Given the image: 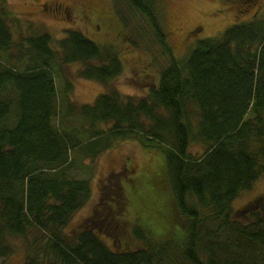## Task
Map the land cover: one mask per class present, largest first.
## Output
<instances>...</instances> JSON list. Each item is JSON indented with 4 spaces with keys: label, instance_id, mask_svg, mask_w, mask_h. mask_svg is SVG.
<instances>
[{
    "label": "trees",
    "instance_id": "1",
    "mask_svg": "<svg viewBox=\"0 0 264 264\" xmlns=\"http://www.w3.org/2000/svg\"><path fill=\"white\" fill-rule=\"evenodd\" d=\"M4 1L0 260L13 256L22 240L25 264H264L263 206L255 200L244 209L247 224L233 210L241 193L264 176V15L199 41L179 60L158 0H117L119 15L125 4L165 64L156 58L159 79L145 97L113 90L78 106L62 67L80 64L81 78L109 84L125 71L120 52L75 29L60 40L45 32L17 41L19 20L9 24ZM236 3L247 7L257 0ZM132 17L123 18L131 36ZM57 79L65 82L61 90ZM121 142L165 155L184 226L171 230L161 221L160 229L169 224L161 237L138 224L137 248L116 251L91 228L97 219L75 235L66 230L93 194L91 179L74 172ZM194 144L204 153L193 154Z\"/></svg>",
    "mask_w": 264,
    "mask_h": 264
},
{
    "label": "rangeland",
    "instance_id": "2",
    "mask_svg": "<svg viewBox=\"0 0 264 264\" xmlns=\"http://www.w3.org/2000/svg\"><path fill=\"white\" fill-rule=\"evenodd\" d=\"M158 1L160 9L164 11L163 23L169 34V42L179 60H183L199 41L221 37L232 25L250 21L259 14L264 15V0H257L255 5L247 7L238 5L237 0ZM82 2H86L85 14L82 13L83 8H80ZM116 2L117 0H5L1 5L10 14L9 24L14 27L11 19L19 20V28L15 34L17 41L34 33L45 32L55 40H60L68 31L75 29L95 43L113 46L120 52L125 71L109 84L81 78L80 64L62 67L65 79L73 82L72 96L75 105L83 106L93 104L99 95L113 90L135 99L145 97L148 88L158 82L161 70L158 63L161 61L165 64L159 59V49L153 45L142 27H139L128 7L121 4V17ZM125 16L134 19V23L130 25L134 30L133 36L123 25ZM196 28L200 31L198 37L189 36ZM56 82L61 90L65 82L59 79ZM204 151L200 144L192 147L193 154L201 155ZM87 164L86 168L78 169L74 174L82 179H91L92 198L69 224L66 230L68 235H75L89 227L91 220L97 219L98 224L91 225L93 231L111 249L122 251L137 248L133 230L138 224L152 231L157 230L161 237H164L169 226L167 224L160 229L161 221L165 223L168 220L173 226L169 228L171 230L183 228V221L174 208V192L164 154L147 151L135 142H121L98 158L93 165ZM255 200L264 208V176L251 190L242 192L233 203L234 216L239 222H250L249 215L242 212ZM177 234L180 235L181 232L178 231ZM15 244V254L5 261L0 260V264H25L26 252L22 240Z\"/></svg>",
    "mask_w": 264,
    "mask_h": 264
},
{
    "label": "flooded vegetation",
    "instance_id": "3",
    "mask_svg": "<svg viewBox=\"0 0 264 264\" xmlns=\"http://www.w3.org/2000/svg\"><path fill=\"white\" fill-rule=\"evenodd\" d=\"M199 33H200L199 29L196 28L195 30H193V31H191V32L189 33V36H198Z\"/></svg>",
    "mask_w": 264,
    "mask_h": 264
}]
</instances>
